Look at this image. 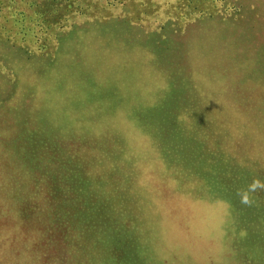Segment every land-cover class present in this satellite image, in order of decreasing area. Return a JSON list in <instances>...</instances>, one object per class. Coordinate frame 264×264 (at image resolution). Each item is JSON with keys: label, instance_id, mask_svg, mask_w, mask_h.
I'll return each mask as SVG.
<instances>
[{"label": "rangeland", "instance_id": "rangeland-1", "mask_svg": "<svg viewBox=\"0 0 264 264\" xmlns=\"http://www.w3.org/2000/svg\"><path fill=\"white\" fill-rule=\"evenodd\" d=\"M181 4L110 0L76 18L58 8L64 25L48 39L38 26L0 38V167L34 149L67 203L64 152L74 159L71 219L32 202L42 217L11 224L15 251L0 264L264 259L253 244L264 187L249 190L264 183V0ZM13 10L32 12L14 2L11 24Z\"/></svg>", "mask_w": 264, "mask_h": 264}, {"label": "trees", "instance_id": "trees-1", "mask_svg": "<svg viewBox=\"0 0 264 264\" xmlns=\"http://www.w3.org/2000/svg\"><path fill=\"white\" fill-rule=\"evenodd\" d=\"M197 1L198 0H179L182 4L178 6H185V4L191 5L193 2L197 3ZM14 2H21L24 7L31 9L32 12L30 15H25L23 12H18L19 15L18 13L15 15L13 10L11 14L13 21L11 24L8 21L11 17H8L4 11L5 8H9ZM106 2H110V0H0V12L2 11L0 13V38L4 36L6 39H14V36L18 35L19 38L23 40V37L29 34L27 28L33 30L34 27L38 26L37 30L41 31L44 29V33H47L48 39L56 30V27L64 25V22L59 19L60 17L52 15L58 8L62 13H70V10H73L74 17L76 18L78 15H85L89 12L92 13L93 8L91 6L95 8L101 4L103 7H107ZM47 6H50L49 11L45 10ZM4 22H6V26L3 24ZM30 24L33 26L30 27ZM12 27L13 29L10 30ZM16 41H18L17 38ZM44 129L46 128L39 126L32 128L38 140ZM73 131L72 126V130L65 134L73 135ZM34 151L35 150L32 149L29 153L23 154L26 156L25 158L15 154L14 158L18 161H12L13 159L10 158L7 165L0 167V171L3 168L8 172V174H0V177L7 182V184L0 183V260L9 257V255L13 254L15 251L13 244H7L14 235L11 224L17 222H23L22 224L25 222H39L42 215H39L38 209L42 208V204H48L49 206L54 204V208L63 211L68 219L72 217V213H68L69 207L74 208V159L71 160L70 157H68L71 151L66 150L64 152L70 168V178L67 181V189L71 192V195L68 196L67 203L61 202V198L65 199L62 194L63 188H58L55 185L46 186L49 179L47 175H45L43 169L48 171L49 163L44 158L34 161L35 158L41 157L38 156L37 151L35 152V157H28L33 155ZM1 154L2 150L0 148V155ZM32 202L38 203L40 207L34 209ZM63 208L65 210H63ZM251 225L252 222L249 223L247 228L244 227L243 229H247L248 231ZM255 236L257 241L253 242V244H255L254 249L256 251L264 250V233L257 232ZM240 237L242 238L243 236L241 235ZM244 239L246 241L249 240L248 234L245 235ZM250 253L253 252H246L244 254L247 259H253ZM262 255L263 254H260L258 257ZM259 263L263 264L264 259L260 260Z\"/></svg>", "mask_w": 264, "mask_h": 264}, {"label": "clouds", "instance_id": "clouds-1", "mask_svg": "<svg viewBox=\"0 0 264 264\" xmlns=\"http://www.w3.org/2000/svg\"><path fill=\"white\" fill-rule=\"evenodd\" d=\"M262 187H264V183H261L259 180H256L249 186V190L254 191L256 188H262ZM242 202L243 203L249 202L246 196L242 198Z\"/></svg>", "mask_w": 264, "mask_h": 264}]
</instances>
